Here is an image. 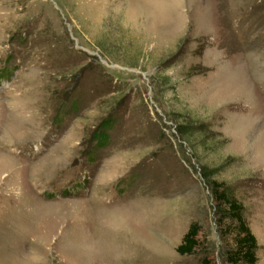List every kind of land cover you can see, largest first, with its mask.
<instances>
[{"label": "rangeland", "instance_id": "374dc122", "mask_svg": "<svg viewBox=\"0 0 264 264\" xmlns=\"http://www.w3.org/2000/svg\"><path fill=\"white\" fill-rule=\"evenodd\" d=\"M215 183L264 264V0H0V264H227Z\"/></svg>", "mask_w": 264, "mask_h": 264}, {"label": "trees", "instance_id": "16d2710c", "mask_svg": "<svg viewBox=\"0 0 264 264\" xmlns=\"http://www.w3.org/2000/svg\"><path fill=\"white\" fill-rule=\"evenodd\" d=\"M220 184H213V197L216 201L217 225H223L222 233L232 236V246L224 254L227 264H257V241L243 216L242 205L232 197L227 196L219 188ZM226 223V224H225ZM199 226L193 222L182 236L175 251L180 256L192 255L199 246ZM196 264H213L212 260L203 255Z\"/></svg>", "mask_w": 264, "mask_h": 264}]
</instances>
